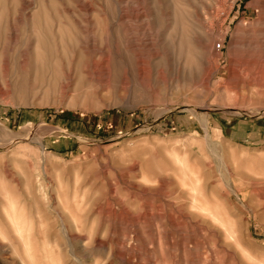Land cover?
Here are the masks:
<instances>
[{
  "label": "rangeland",
  "instance_id": "obj_1",
  "mask_svg": "<svg viewBox=\"0 0 264 264\" xmlns=\"http://www.w3.org/2000/svg\"><path fill=\"white\" fill-rule=\"evenodd\" d=\"M263 4L0 0V264H264Z\"/></svg>",
  "mask_w": 264,
  "mask_h": 264
},
{
  "label": "bare ground",
  "instance_id": "obj_2",
  "mask_svg": "<svg viewBox=\"0 0 264 264\" xmlns=\"http://www.w3.org/2000/svg\"><path fill=\"white\" fill-rule=\"evenodd\" d=\"M233 3H234V2H233ZM263 5H264V4H263ZM262 7H263V6H262ZM229 14H230V12L226 14L227 16H226V18L223 19L222 24H225V23L227 22V20H228V18H229ZM259 15H260V14H259ZM261 15H262V14H261ZM224 17H225V16H224ZM261 17H262V16H260V18H261ZM263 17H264V16H263ZM257 19H258V18H257ZM262 19H263V18H262ZM260 21H261V19L258 20V22H260ZM250 23H251V22H250ZM260 23H261V22H260ZM260 23H259V24H260ZM263 23H264V22H263ZM256 24H257V23H256ZM257 25H258V24H257ZM251 26H252V25H251ZM226 31L228 32L227 29H226ZM226 34H227L226 32L221 33V34L219 35V38L215 40V44H216V43L219 44V47H216V45H217V44H216V45H215V48H214L215 53H216V56H219V49H220V47L222 46V44H223V42H224V40H225V36H226ZM212 50H213V49H212ZM213 53H214V52H213ZM215 53H214V54H215ZM40 57H41V56H40ZM42 59H43V58H42ZM38 66H39L40 68H42V69H43V68H47V69H48V65H40V64H38ZM258 66H259V65H258ZM260 66H261V65H260ZM50 68L55 69V67H51V66H50ZM243 69H244L247 73L251 72V73L260 74V75L262 74V76H264V66H262V67H255V68H243ZM243 69H242V70H243ZM53 72H54V70H53ZM235 72H236V70H233L231 76H234V73H235ZM53 75H54V77L56 76L55 72H54ZM236 77H237V76H236ZM258 77H259V76H258ZM25 83H26V80L23 79V84H25ZM6 86H7V85H6ZM195 178H196V177H195ZM194 190L196 191L197 189H194ZM196 197H197V196H196ZM197 198H198V197H197ZM194 199H195V198H194ZM195 200H196V199H195ZM199 200H200V199H199ZM201 200H202V199H201ZM190 201H191V200H190ZM196 201H197V200H196ZM203 202H204V201H203ZM200 203H202V202L200 201ZM193 204H195V202H194ZM193 204H192V205H193ZM209 204H210V203H209ZM209 204H207V205L209 206ZM207 205L205 204V202H204L203 205L201 204V206H200L201 209H202L201 211H203V209H204V210L206 209L207 211H209L208 209H210V208H209ZM213 206H214V205H213ZM196 207H197V206H196ZM207 207H208V209H207ZM211 209H212V208H211ZM211 209H210V211L212 212V210H214V209H212V210H211ZM199 210H200V209H199ZM207 211H206V212H207ZM192 212H195V211H192ZM203 212H204V211H203ZM206 212H205V213H206ZM213 212H215V211H213ZM213 212H212V213H213ZM216 212H217V211H216ZM218 212H220V211H218ZM195 213H196V212H195ZM201 213H202V212H201ZM212 213H210V214L212 215ZM197 214H198V213H197ZM199 214H200V213H199ZM207 214H208V213H207ZM214 214H215V213H214ZM203 215H204V214H203ZM212 216H213V215H212ZM78 218H79V217H78ZM222 218H223V217H222ZM224 218H225V219H223L222 224H223V223H226V221H228V220L226 219V217H224ZM207 219H208V218H207ZM211 219H212V218H211ZM215 219H216V221H217V219H218V221L221 222V220H219L220 218H218L217 216L214 217V220H215ZM216 221H215V222H216ZM217 223H218V222H217ZM227 223H228V222H227ZM227 223H226V224H227ZM229 223H230V222H229ZM231 223H232V222H231ZM77 224H78V223H77ZM232 225H233V224H232ZM232 225H230V226L232 227ZM220 226H221V225H220ZM224 226H225V224H224ZM224 226H223V227H224ZM227 226H229V225H227ZM223 227H222V228H223ZM225 228H226V230H228L227 227H225ZM223 229H224V228H223ZM229 229L232 230V228H230V227H229ZM224 230H225V229H224ZM232 231H234V230H232ZM229 232H230V231H229ZM229 232H228V233H229ZM234 232H235V231H234ZM234 232H233V233H234ZM226 233H227V232H226ZM231 233H232V232H231ZM231 233H230V234H231ZM233 233H232V234H233ZM234 234H235V233H234ZM68 236H70V235H68ZM71 236H72V235H71ZM72 238H73V237H72ZM75 241H76L77 243H80V240L78 239V237L75 239ZM81 241H82V240H81ZM43 244H44V243H43ZM25 245H26V244H25ZM81 245H82V244H81ZM26 248H27V247H26ZM27 249H28V248H27ZM42 251H43V250H42ZM27 252L29 253V255H28V256H29V259H28V260H30L31 263L34 264L35 262H34L33 255H30V251H29V250H27ZM112 255H113V254H112ZM44 256H45V255H44ZM60 257H61V256H60ZM108 258H109V257H108ZM44 260H45V259H44ZM47 261H48V260H47ZM45 263H46V262H45ZM45 263H44V264H45ZM79 263H80V262H79ZM25 264H26V263H25Z\"/></svg>",
  "mask_w": 264,
  "mask_h": 264
}]
</instances>
